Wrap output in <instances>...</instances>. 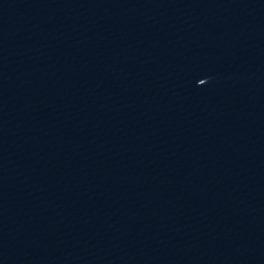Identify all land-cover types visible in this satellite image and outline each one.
Here are the masks:
<instances>
[{
    "label": "water",
    "instance_id": "95a60500",
    "mask_svg": "<svg viewBox=\"0 0 264 264\" xmlns=\"http://www.w3.org/2000/svg\"><path fill=\"white\" fill-rule=\"evenodd\" d=\"M0 264H264V0H0Z\"/></svg>",
    "mask_w": 264,
    "mask_h": 264
}]
</instances>
